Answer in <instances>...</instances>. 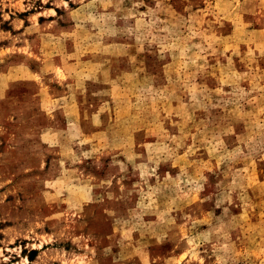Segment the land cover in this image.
<instances>
[{"label":"rangeland","instance_id":"obj_1","mask_svg":"<svg viewBox=\"0 0 264 264\" xmlns=\"http://www.w3.org/2000/svg\"><path fill=\"white\" fill-rule=\"evenodd\" d=\"M0 264H264V0H0Z\"/></svg>","mask_w":264,"mask_h":264}]
</instances>
